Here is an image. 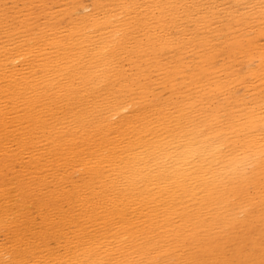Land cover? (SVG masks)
Segmentation results:
<instances>
[{
	"label": "bare ground",
	"instance_id": "obj_1",
	"mask_svg": "<svg viewBox=\"0 0 264 264\" xmlns=\"http://www.w3.org/2000/svg\"><path fill=\"white\" fill-rule=\"evenodd\" d=\"M0 264H264V0H0Z\"/></svg>",
	"mask_w": 264,
	"mask_h": 264
}]
</instances>
